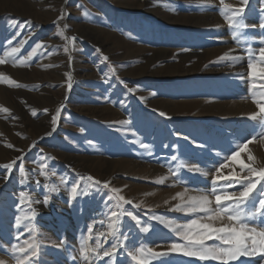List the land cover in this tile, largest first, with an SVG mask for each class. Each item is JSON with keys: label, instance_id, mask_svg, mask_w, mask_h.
Here are the masks:
<instances>
[{"label": "rangeland", "instance_id": "1", "mask_svg": "<svg viewBox=\"0 0 264 264\" xmlns=\"http://www.w3.org/2000/svg\"><path fill=\"white\" fill-rule=\"evenodd\" d=\"M224 4L243 6L246 25L258 26L264 18V0ZM222 9L221 0H0V58L5 60L0 64V259L15 264L6 250L30 237L25 225L37 230L42 264H78L71 256H79L82 230L87 237L89 227L93 246L99 237L104 248L110 247L109 234L119 228L128 237L126 246L169 251L174 234L153 216L177 223L195 218L174 210L178 196L171 192L179 186L210 189L218 161H230L225 158L241 144H260L264 132L249 119L253 112L243 109L264 84L257 81L252 89L246 51L256 50L258 59L264 31L248 27L234 37L237 30L230 29ZM72 37L76 40L69 44ZM12 48L18 51L11 53ZM225 54L241 59H220ZM21 157L24 176L18 172ZM13 161L7 175L2 166ZM263 163L257 160L256 166ZM193 165L208 176L189 171ZM232 167L243 174L239 162ZM88 176L109 188H90V195L73 200L72 184L84 187L91 182L81 177ZM159 179L164 183L157 184ZM46 183L59 185L58 192L49 193ZM111 188L132 201L124 208L138 216L139 225L111 216L110 209L120 215L109 199ZM175 242L182 241L175 237ZM116 264L133 262L118 250ZM153 264L218 262L172 253ZM231 264H264V257H241Z\"/></svg>", "mask_w": 264, "mask_h": 264}, {"label": "snow or ice", "instance_id": "2", "mask_svg": "<svg viewBox=\"0 0 264 264\" xmlns=\"http://www.w3.org/2000/svg\"><path fill=\"white\" fill-rule=\"evenodd\" d=\"M248 2L249 0H241L242 5L245 6ZM221 4H223L221 15L224 16L230 29L237 30L232 33L234 37L243 35L240 30L248 27H259L260 30L264 31V18L261 19L258 26H249L244 23L243 15L245 8L243 6L234 7L231 4H224V0H221ZM85 15H88V13L85 12ZM59 35L64 36L63 29H60ZM245 38L249 39L248 37ZM75 40L76 37H72L69 39V44ZM260 43L264 45V36L260 38ZM36 47L39 48L41 45L38 44ZM17 51V48L11 49V53H16ZM64 51L68 52L69 48L65 47ZM246 51L248 54L247 68L250 70L248 77L251 78V87L255 90L258 87L257 81H264V46L258 49V59L255 58L256 50L248 47ZM11 53H5V55H10ZM220 59L239 61L241 57L225 54ZM103 60L107 61L108 57L104 56ZM4 63L5 60L0 58V64ZM112 71L115 73V69H112ZM241 78L243 79L244 77L241 76ZM70 81L71 76L69 75V89L72 88ZM120 83L127 87L124 81L121 80ZM259 87V92H252L254 103L259 111L253 112L249 116V119L257 121L260 127L264 128V84L259 85ZM128 91L131 93L135 89L128 88ZM2 111L7 113L9 110L4 108ZM45 111L47 110L45 109ZM32 115H36L35 111L32 112ZM160 115L164 116L165 113L161 112ZM59 116L60 112L57 110L56 115L52 118V131H55V125L57 124ZM123 123H127V121ZM48 135H51V133H48ZM260 138L264 140V132L260 133ZM249 143H252V141H249ZM141 146L148 147L143 144ZM8 147L12 146L8 145ZM238 148L239 150H233L231 156L225 159H230L232 162L238 161L241 152L248 149V143L241 144ZM19 159L21 163L18 166V172L21 176H24L26 169L22 162V157ZM172 159L175 160L176 157H172ZM248 160L250 163L240 162L243 174L232 173L229 175L220 174L221 170L227 168L229 165L224 163L223 160L218 161L219 167L215 168L217 175L212 179L210 189L200 190L199 195L189 196L187 200L184 199V195L188 192V189H185L184 193H177V196L181 199V203L177 204L174 210L194 214L195 218L188 219L186 223H177L176 221H169L162 217L153 216V219H159L160 223L168 227L171 233L174 234L171 237L173 242L169 246V251H156L147 245H140L138 247L126 246L125 242L128 240V237L123 236L119 228H114L109 234L113 241L110 247L104 248L100 243L99 237H97L95 246H93L88 242L92 235V229L89 227V235L87 237L83 235L82 230L80 247L78 249L79 256H71V259L77 261L78 264H94V262L98 264L100 260L108 258L106 264H116L118 250L124 251L126 257L130 258L133 264H153V261L170 256L172 253H179L185 257H193L199 261H215L218 264H231V262L238 261L241 257H254L257 255L264 257V165L256 166V157L251 154H249ZM15 164L16 161H13L2 166L7 170V175L11 174ZM46 167V164L41 165V168ZM189 171L202 173L205 177L209 174L207 171L195 165L189 168ZM41 174L47 175L45 172H41ZM7 175L5 178H7ZM51 175H55V172H52ZM81 179L90 181L91 183L85 184L84 187L73 183L70 188V194L73 200H76L77 196L83 197L90 195V188H97L101 185L104 189L109 188L108 182L94 180L91 176L81 177ZM37 183L39 184V181ZM60 183L67 187V183L63 178H61ZM156 183L163 184L164 180L159 179ZM43 187L48 189L49 193L58 192L59 190V185L50 187L46 183ZM110 191L114 195L109 197V199L114 200V207L120 209L119 216L116 210L110 209L111 216L115 217L117 221L120 220V216H126L139 225L141 222L138 216L124 208V205L131 204L132 201L120 195L119 190L116 188H111ZM25 195V192L20 193L21 197H25ZM35 202L39 203L40 201ZM43 202L45 204L49 202V195L46 194L44 196ZM136 207L139 208L141 205L137 204ZM201 213L203 215H200ZM35 215L36 213L33 211L32 216L34 217ZM20 224L21 221L17 218L16 227L18 229L20 228ZM25 227L28 229L30 237L25 239L23 243L11 245L6 250V254L14 260L15 264H42L41 258L44 252L40 241L36 237L37 230L34 225H25ZM149 230V227H143L141 229L144 233L149 232ZM101 235L104 234L101 233ZM109 236H105V243ZM175 237H180L182 242H175ZM15 238L17 240L20 239L18 235ZM209 241L213 243H208ZM57 247H63V242ZM101 249L103 250L101 251ZM0 264H7V261L0 259Z\"/></svg>", "mask_w": 264, "mask_h": 264}, {"label": "bare ground", "instance_id": "3", "mask_svg": "<svg viewBox=\"0 0 264 264\" xmlns=\"http://www.w3.org/2000/svg\"><path fill=\"white\" fill-rule=\"evenodd\" d=\"M152 3V2H151ZM158 3V2H157ZM214 20H217V19H214ZM218 22V21H217ZM216 22V23H217ZM219 22H220V20H219ZM15 73H17V71H15ZM243 109H246V110H248V112H250V113H252V112H255V111H257L258 110V107L256 106V104H254V103H249V102H247V103H243ZM229 129V128H228ZM225 131H227V129L225 130V129H222V132H225ZM243 136V135H242ZM251 144H253V143H251ZM250 144V145H251ZM255 144V143H254ZM247 151H249L250 152V154L251 155H253L254 157H256V159L258 160V161H261V160H263L264 159V140H262L261 142H260V144H258V145H252L250 148L248 147V150ZM247 151H243V152H241V155H240V158H239V160L238 161H236V162H232L231 160L230 161H228L227 162V164L229 165L227 168H224V169H222V171L223 172H225V174H232V173H234L233 171V167H232V165L234 166V164L235 163H237V162H246L247 160H248V156H249V154L247 153ZM256 160V161H257ZM263 165H264V163H263ZM233 170V171H232ZM127 171V170H126ZM143 171V170H142ZM161 172V171H160ZM167 180V179H166ZM205 184V183H204ZM205 187V186H204ZM179 188V190H181L183 193L185 192V188H184V190H183V188L181 187V186H179L178 187ZM210 188V187H209ZM186 189H188V192L184 195V199L185 200H187L188 199V197L189 196H193V195H199L200 194V191L199 190H195V189H192V188H186ZM162 190V189H161ZM179 190H177V189H175L174 191H172L171 192V194H170V196H172V194L174 195L175 193L177 194V193H181ZM164 191V190H163ZM166 192V191H165ZM164 192V193H165ZM159 195V194H158ZM154 197V196H153ZM166 198V197H165ZM170 198V197H169ZM172 198V197H171ZM176 198H177V196H176ZM173 199V198H172ZM171 199V200H172ZM175 200H177V203L179 204V203H181V199H180V197H178L177 199H175ZM174 200V201H175ZM163 201V200H162ZM169 203V202H168ZM171 203V202H170ZM169 203V204H170ZM163 205V204H162ZM168 205V204H167ZM213 207H214V205H213Z\"/></svg>", "mask_w": 264, "mask_h": 264}]
</instances>
